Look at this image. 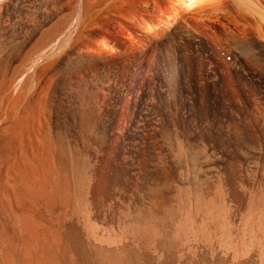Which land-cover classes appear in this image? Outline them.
Instances as JSON below:
<instances>
[{"label":"bare ground","instance_id":"6f19581e","mask_svg":"<svg viewBox=\"0 0 264 264\" xmlns=\"http://www.w3.org/2000/svg\"><path fill=\"white\" fill-rule=\"evenodd\" d=\"M169 138L216 155L225 187L192 206L225 221L247 158L264 163V0H0V203L69 199L67 141L103 156L84 179L89 200L126 198L158 176ZM252 207L241 233L258 225ZM192 218L182 227L202 231ZM24 224L28 259L42 235Z\"/></svg>","mask_w":264,"mask_h":264},{"label":"rangeland","instance_id":"374dc122","mask_svg":"<svg viewBox=\"0 0 264 264\" xmlns=\"http://www.w3.org/2000/svg\"><path fill=\"white\" fill-rule=\"evenodd\" d=\"M170 139L166 144L171 155H159L161 167L157 169L161 170L158 176L145 179L135 194L128 193L126 198L119 196L122 191L116 188V201L89 200L82 187L84 179L92 177L90 170L103 156L95 154L91 148L67 141V162L76 177L71 179L69 199H56L58 202H51L53 205L39 202L41 205L36 203V206L28 201L15 203L11 199L0 203V263L264 264L263 161L247 158L248 166L241 171L238 181L243 199L239 203L225 200L229 211L227 218L212 224L209 218L204 219L196 213L192 201L199 195L209 199L224 189L222 174L213 165L216 155L202 141ZM169 158L177 165L175 168L169 166ZM257 197L261 198L258 202ZM250 203L254 209L252 215L259 223L250 234L241 233ZM191 216L195 221L202 218L194 222L202 226V231L190 233L182 227L185 219L191 220ZM31 217L38 221L42 243L39 248L32 249L31 258L24 259L20 247L26 236L21 232L25 221ZM135 224L149 225L154 232L144 237L130 228ZM37 250H42L44 257L40 263L35 262Z\"/></svg>","mask_w":264,"mask_h":264}]
</instances>
